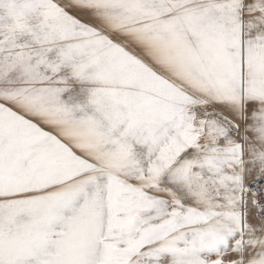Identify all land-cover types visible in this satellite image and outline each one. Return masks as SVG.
<instances>
[{
    "label": "snow or ice",
    "instance_id": "1",
    "mask_svg": "<svg viewBox=\"0 0 264 264\" xmlns=\"http://www.w3.org/2000/svg\"><path fill=\"white\" fill-rule=\"evenodd\" d=\"M0 264H264V0H0Z\"/></svg>",
    "mask_w": 264,
    "mask_h": 264
}]
</instances>
